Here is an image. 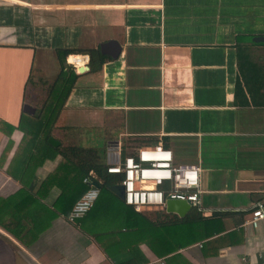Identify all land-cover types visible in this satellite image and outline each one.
Masks as SVG:
<instances>
[{"label":"crops","instance_id":"0c3cea01","mask_svg":"<svg viewBox=\"0 0 264 264\" xmlns=\"http://www.w3.org/2000/svg\"><path fill=\"white\" fill-rule=\"evenodd\" d=\"M56 50L70 51L76 74L50 132L58 150L96 149L100 137L108 165L112 149L123 159L165 146L175 164L200 166L201 215L215 232L179 250L183 259L264 264V224L242 226L264 204V0H0V206L23 190L41 205L23 204L39 216L25 245L1 226L19 199L0 207V264H167L144 244L131 251L83 232L124 231L105 206L72 224L53 211L59 187L36 197L61 154H37L18 126L45 104ZM70 56L86 57L88 70ZM92 56L94 67L104 58L94 71ZM155 212L165 210L140 211Z\"/></svg>","mask_w":264,"mask_h":264},{"label":"trees","instance_id":"16d2710c","mask_svg":"<svg viewBox=\"0 0 264 264\" xmlns=\"http://www.w3.org/2000/svg\"><path fill=\"white\" fill-rule=\"evenodd\" d=\"M69 54L70 51L68 50H56L60 72L49 89L47 100L38 114L23 116L18 126L24 136L31 140L30 148L37 154L50 152L53 159L61 154L60 162L54 171L42 181L36 192V197H44L45 193L53 185H56L61 193L52 206L53 211L57 215L67 217L75 202L88 190L90 185L84 182V179L87 178L90 184L97 183L101 186V189L94 207L84 216L85 219L82 218L81 224L86 219L88 221L92 217V213H96L94 210L97 207L100 208L101 206L102 208V206H105V216L112 214L116 224L124 231L119 229L118 232H108L105 230L102 234V231H92L88 228L87 230L82 225L83 232L89 234L99 244L102 236L116 237L120 243L129 242L131 251L137 249L138 245L144 244L155 257L167 259V264H189L178 251L197 242L205 241L215 233L208 228L205 229V223L208 222V219L204 218L201 212L196 208H191L183 218L165 212H155L153 214L155 217L152 220L146 214L136 212L131 206L125 205L123 201H120L107 189V186L117 185L121 177L106 173L107 165L104 163V154L102 157L96 149L91 148H73L67 153L58 150L59 144L50 138L51 129L76 79V74L66 64V57ZM84 60L85 58L82 56H70L68 59L69 63H77L78 65H81ZM240 60L242 61L241 57ZM243 60H247L245 56ZM97 62L98 66L94 67L95 60L92 56L89 62L91 71L101 66L104 63V58L97 57ZM11 175L22 184L21 177L12 173ZM22 195L27 196L29 199L20 200ZM16 199H19V201H16L14 206H19V210L13 211L12 216L9 218V225L1 224V226L25 245L28 238L36 234L34 228L38 227L39 216L37 214L33 218L32 215H28L27 211L23 212V204L26 208L28 202L29 205L32 203H35L36 206L41 205L38 204L37 199H33L31 195L23 190L16 197L3 200L1 206L9 205ZM55 213L51 216L53 217ZM78 222L76 224H79ZM28 224L32 225L31 230L28 229ZM17 225L21 227L19 230H17ZM215 231L217 232V230Z\"/></svg>","mask_w":264,"mask_h":264},{"label":"built area","instance_id":"2783aa9c","mask_svg":"<svg viewBox=\"0 0 264 264\" xmlns=\"http://www.w3.org/2000/svg\"><path fill=\"white\" fill-rule=\"evenodd\" d=\"M87 61L86 58L81 65L71 64L75 69L76 66L87 68ZM108 156L112 163L107 165L106 173L121 177L117 185L123 188V203L134 211L164 210L167 198L188 202L191 208L202 211L199 165L175 164L171 150L160 144L142 146L123 159L118 148L110 150ZM84 182L90 186L68 215L67 220L72 224H76L94 207L99 196L94 184H90L87 178ZM248 217L242 221L243 227L257 228L264 224V204L255 203Z\"/></svg>","mask_w":264,"mask_h":264},{"label":"water","instance_id":"95a60500","mask_svg":"<svg viewBox=\"0 0 264 264\" xmlns=\"http://www.w3.org/2000/svg\"><path fill=\"white\" fill-rule=\"evenodd\" d=\"M88 70V68H80L78 72H83ZM94 187L98 190L101 189V186L97 183H94ZM107 189L119 200L123 201V188L121 185H110L107 186ZM165 212L168 214H175L179 218H183L190 210L191 206L188 202L177 200V199H170L167 198L165 200Z\"/></svg>","mask_w":264,"mask_h":264},{"label":"rangeland","instance_id":"374dc122","mask_svg":"<svg viewBox=\"0 0 264 264\" xmlns=\"http://www.w3.org/2000/svg\"><path fill=\"white\" fill-rule=\"evenodd\" d=\"M96 149L98 151V153L102 156L104 153V146H105V142L103 140V138H97V141H96ZM103 157V156H102Z\"/></svg>","mask_w":264,"mask_h":264}]
</instances>
